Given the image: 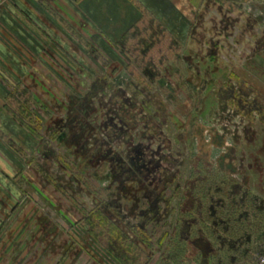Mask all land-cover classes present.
Here are the masks:
<instances>
[{"label": "rangeland", "instance_id": "obj_1", "mask_svg": "<svg viewBox=\"0 0 264 264\" xmlns=\"http://www.w3.org/2000/svg\"><path fill=\"white\" fill-rule=\"evenodd\" d=\"M164 2L161 0V7L166 14L158 16L171 30L177 44L169 53H165L168 48L155 53L166 56L162 61L156 59L150 64L151 60L144 61L134 47H130L133 57L128 58L119 51L125 58L106 55L110 58L107 63L105 55H101L103 51L99 52L92 45L94 35L86 33L75 43L77 53L66 51L63 54V81L50 80L49 107L39 112L45 121L44 133L51 138L49 145L60 158L59 162L56 158L52 161L54 170L50 175L59 182L65 176L64 186L75 183L74 175H67L64 164L73 174L80 175L87 184L80 196L82 204L91 210L85 212L83 220L73 224L67 221V224L78 235L93 227L92 242L99 264H102L100 259L107 264H264V236L261 234L254 238L258 243L253 244L255 248L250 253L230 251L222 257H206L196 247L182 241L178 230L174 232L172 227L164 233L169 236L174 233L173 239L167 236L159 250L147 247L148 243L143 245L136 235L135 239H124L125 243L136 244L126 251L127 258L121 256L125 249L120 247L111 253L112 235L106 228L111 215L102 214L104 222L99 223L102 228H96L93 216L96 209H100L95 208L99 201L88 188L100 200H106L111 194L118 198L121 206L126 205L128 199L115 190L112 176L116 175L108 172L105 164L96 167L94 162L90 164L79 158L75 163L73 157L77 155L73 149L59 141L62 132L56 126L61 121L70 123L74 110L73 113L80 112L75 119L88 121L89 118L95 121L94 125L98 123L102 127L107 124L106 132L109 135L111 132L109 141L112 139L114 146L127 145L129 149L140 142L149 158L161 161L160 175L165 185L162 195L170 200L168 213L172 216L174 208L181 209V195L189 187L194 188L199 178L204 180L207 167L209 172H218L221 160L223 165L230 164L234 169L226 172L228 177L234 176L238 181L243 176L248 178L250 196L259 199L258 205L262 202L264 207V0H176V14H168L173 10V0L169 10ZM162 27L157 24L158 29ZM136 91H141L137 99ZM142 100L153 108L140 114L139 104L143 103L138 102ZM127 104L133 105L136 113H132ZM76 107H80V111ZM98 130L104 133L97 126L93 134ZM151 130L154 135L150 134ZM118 137L122 140H117ZM18 148L22 150L18 152L19 166L31 170L34 185L38 184L41 189L46 179L39 166H46V162L42 156L25 151L22 146ZM54 186L50 199L56 205L61 195ZM110 186L112 193L107 189ZM199 197L201 194L197 195ZM262 215L264 221V211ZM171 223L174 227V218ZM201 226L198 223L192 231L195 233ZM205 227L208 229L207 223ZM118 229H114V234H124V228ZM175 256L178 259L172 260Z\"/></svg>", "mask_w": 264, "mask_h": 264}, {"label": "crops", "instance_id": "obj_2", "mask_svg": "<svg viewBox=\"0 0 264 264\" xmlns=\"http://www.w3.org/2000/svg\"><path fill=\"white\" fill-rule=\"evenodd\" d=\"M163 2L169 10L171 0ZM173 5L168 14H176V0ZM161 6V0H0V264H99L92 229L78 235L67 224L83 220L85 212L91 211L80 197L87 186L83 178L64 164L67 175L75 179L64 186L65 176L59 182L50 175L52 161L60 158L50 156V167L39 166L46 179L40 189L33 183L31 170L19 166L22 150L18 146L38 157L43 146L52 150L39 114L49 107L50 80L65 78L63 54L77 53V40L92 33V45L103 51L100 54L107 63V56L125 58L120 52L133 57L128 47L139 50L141 44L144 49L137 52L149 61L144 53L151 43L150 32L159 24L171 33L158 16L165 13ZM73 112L70 123L61 121L56 126L62 132L59 141L73 149L75 163L79 158L96 167L105 164L116 175L112 176L115 190L123 197L125 187L134 182H122L114 171L107 124L102 127L89 118L75 119L80 112ZM93 126L104 133L93 134ZM54 184L61 195L56 205L50 199ZM107 189L113 192L112 186ZM88 190L99 201L98 212L108 216L113 196L100 200Z\"/></svg>", "mask_w": 264, "mask_h": 264}, {"label": "flooded vegetation", "instance_id": "obj_3", "mask_svg": "<svg viewBox=\"0 0 264 264\" xmlns=\"http://www.w3.org/2000/svg\"><path fill=\"white\" fill-rule=\"evenodd\" d=\"M117 140H115V144ZM111 142L114 171L122 179V182L128 184V181L129 183L133 181L135 185L133 189L132 186L125 187V191H127L123 193V197L128 199L126 205L120 206L115 197L109 201L107 209L111 211L112 217L106 224V228L110 235L114 234L115 228H124V233L129 240V237L135 239L136 235H138V239L140 238L139 240H142L144 236L140 231L143 229L152 239L153 249L159 250L161 229L168 232V229L172 227L174 232L178 230L182 241L196 247L200 254L206 257L208 255L222 257L223 254L230 251L250 253L255 248L253 244L258 243L254 239L257 238V234H261V237L264 236L262 234L264 230L262 202L258 205L259 199L250 196L251 188H249L250 184L246 176L238 181L232 176L233 173H231L233 178L226 175L227 171L233 172L234 170L230 164L223 165L221 160L216 173L209 172L207 167L204 180L199 178V182L194 188L189 187L188 191L181 195V209L177 211L174 208L175 215L172 216L171 213H168L171 206L170 200H165L162 195L164 183L163 176L160 175L161 161L156 162L155 157L149 158L140 142L133 144V147L129 149L127 145L126 147L114 146L113 141ZM41 155L46 166L50 167L48 166L49 157H55L56 152L45 145L41 150ZM44 169L46 168L44 167ZM260 191L263 193L262 190ZM199 194H201V198H197ZM95 208L99 209L100 204ZM98 211L96 209V212ZM193 214L197 216V219L192 216ZM151 216H153V220L147 224V217ZM173 218L174 227L171 225ZM162 220L165 222L162 223ZM198 223L203 227H197L194 233L192 230ZM205 223L208 224V229L205 227ZM94 225L96 228L98 227L97 220ZM90 228L93 229L92 226ZM260 229L263 230L260 232ZM165 234L170 240L174 237L172 232L171 236L168 233ZM110 242L109 250L111 252L116 247L114 240L110 239ZM141 242L146 245L143 240ZM259 246L262 247V244ZM147 247L151 246L147 244Z\"/></svg>", "mask_w": 264, "mask_h": 264}, {"label": "trees", "instance_id": "obj_4", "mask_svg": "<svg viewBox=\"0 0 264 264\" xmlns=\"http://www.w3.org/2000/svg\"><path fill=\"white\" fill-rule=\"evenodd\" d=\"M226 3H228V2H226ZM166 31L167 30H165L163 27L159 28V29L156 27L152 32H150L151 33V36H150L151 43H150V46L147 48V51L144 53V54H146L148 56L147 58L149 59V61L151 60L150 64H152V62L153 63L156 62L157 60H159V62H160V61L163 60V58H166V56L165 57H160V55H157V54L155 55V53H157V52L159 53L160 49L163 50L164 48H168V51L166 50L165 53H169L173 49V47L177 44V41L172 36V34H170L168 31L167 32ZM128 49H130V47H128ZM142 49H144V47L141 46V44H140L139 50H138V46H135L133 50H135L137 52V51H142ZM139 93H141V91H136L135 92L136 99H137V96L139 95ZM139 103H143V104H139ZM138 104L140 105L139 107H141L140 114H141V112L150 110V108L153 106V105L146 104L145 100H142V102L139 101ZM132 106L133 105L130 106L129 104H127L126 107L129 108V110H131L132 113L133 112L136 113V110ZM122 120H125V119H122ZM111 125H112V121H111ZM154 126L157 127L158 125L155 123ZM159 127H160V125H159ZM107 129L109 130L108 126H107ZM153 130H151L152 131L150 133L151 135H154ZM94 218L95 219L93 221L95 222L97 220V225H98V229H99L100 226L102 227V225H99V223L101 221L103 223L104 222L103 221L104 218H103L102 214L99 213V212H95L94 213ZM147 220H148L147 221V224H148L150 221L153 220V216H151L150 218L147 217ZM92 225H93V223H92ZM161 232H162V234H161V237L159 239V244H161V242L164 239H166L165 238L166 234L164 233L163 229H161ZM140 233L143 234V236H144L143 239H142L144 241V243H148L151 247H153V245L151 243L152 239L149 237V234L146 231H144L143 229L140 231ZM112 235L113 236L110 239L114 240L115 247L116 248L120 247V249H125L124 252L121 253V256H124V258H127L128 255H127L126 251H129L130 249H133L134 245H136V244H133L132 242L131 243H125L124 239L128 240V238H127L128 236L125 233L122 234V233L119 232V233H115V234H112ZM106 239L109 240V238H107V237H106ZM136 249L139 250L138 247H136ZM174 251H175V249L173 250L172 253H175ZM171 257H173V256H171ZM176 258L178 259V257L175 256L172 260H174Z\"/></svg>", "mask_w": 264, "mask_h": 264}]
</instances>
